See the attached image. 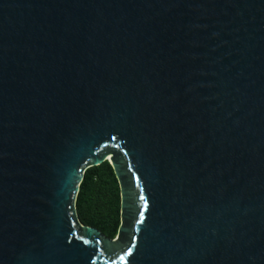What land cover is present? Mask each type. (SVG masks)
Returning a JSON list of instances; mask_svg holds the SVG:
<instances>
[{
  "label": "water",
  "instance_id": "1",
  "mask_svg": "<svg viewBox=\"0 0 264 264\" xmlns=\"http://www.w3.org/2000/svg\"><path fill=\"white\" fill-rule=\"evenodd\" d=\"M0 264H264V0H0Z\"/></svg>",
  "mask_w": 264,
  "mask_h": 264
},
{
  "label": "trees",
  "instance_id": "2",
  "mask_svg": "<svg viewBox=\"0 0 264 264\" xmlns=\"http://www.w3.org/2000/svg\"><path fill=\"white\" fill-rule=\"evenodd\" d=\"M80 222L114 239L120 225V193L110 165L105 162L85 171L76 198Z\"/></svg>",
  "mask_w": 264,
  "mask_h": 264
}]
</instances>
